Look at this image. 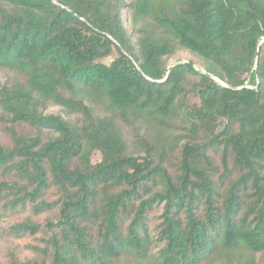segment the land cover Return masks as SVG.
Returning a JSON list of instances; mask_svg holds the SVG:
<instances>
[{"label": "trees", "instance_id": "obj_1", "mask_svg": "<svg viewBox=\"0 0 264 264\" xmlns=\"http://www.w3.org/2000/svg\"><path fill=\"white\" fill-rule=\"evenodd\" d=\"M263 39L264 0H0V264H264Z\"/></svg>", "mask_w": 264, "mask_h": 264}, {"label": "rangeland", "instance_id": "obj_2", "mask_svg": "<svg viewBox=\"0 0 264 264\" xmlns=\"http://www.w3.org/2000/svg\"><path fill=\"white\" fill-rule=\"evenodd\" d=\"M180 54H181L180 56L183 60H186V59H189L192 57V55L189 54L188 52H181ZM175 61H176V59H171L170 64H174ZM28 214H29V212L25 213L24 216H27ZM44 217H45V214L40 215V216H33V219L37 220V221H43ZM20 218H22V217H20ZM10 221L11 220L5 221L4 225H7ZM33 240H34L33 236H28V237H25L23 239H18L15 242H11V240H9V239L7 240L6 238L0 239V258L2 260H7L8 259L7 252L9 250V248H13L17 245H19V251L22 253V255L25 256V254H29V252L24 249V246L26 243L32 242Z\"/></svg>", "mask_w": 264, "mask_h": 264}, {"label": "water", "instance_id": "obj_3", "mask_svg": "<svg viewBox=\"0 0 264 264\" xmlns=\"http://www.w3.org/2000/svg\"><path fill=\"white\" fill-rule=\"evenodd\" d=\"M263 40H264V39H263ZM174 64H175V63H174ZM174 64H170L169 67H168V69H170Z\"/></svg>", "mask_w": 264, "mask_h": 264}]
</instances>
